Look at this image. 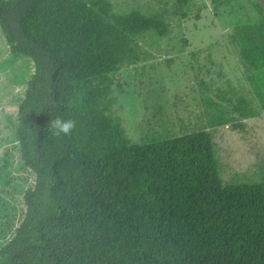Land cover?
<instances>
[{"label":"trees","instance_id":"trees-1","mask_svg":"<svg viewBox=\"0 0 264 264\" xmlns=\"http://www.w3.org/2000/svg\"><path fill=\"white\" fill-rule=\"evenodd\" d=\"M246 1L230 41L264 110V9ZM195 7L175 0L172 14ZM0 32L1 70L19 88L0 157V264H264V182L224 183L211 133L254 118L246 100L217 94L236 118L205 98L206 128L142 143L114 116L116 75L153 58L145 47L171 32L162 15L0 0ZM56 118L73 122L69 134Z\"/></svg>","mask_w":264,"mask_h":264},{"label":"rangeland","instance_id":"rangeland-1","mask_svg":"<svg viewBox=\"0 0 264 264\" xmlns=\"http://www.w3.org/2000/svg\"><path fill=\"white\" fill-rule=\"evenodd\" d=\"M108 1L118 11L160 14L171 29L153 48L145 47L152 59L125 67L116 75L113 113L127 138L142 143L206 128L205 98L238 118L217 94L232 101L243 98L257 115L247 120L238 118L243 123L241 129L228 125L211 130L216 158L224 183L264 182V110L230 41L235 23L246 21L252 13L247 1L232 3L234 11L230 12L229 7L214 8L212 0H195L196 7L182 20L172 14L175 0ZM197 13L200 20L195 19ZM7 54L0 32V64ZM10 75L0 67V157L11 140L7 117L16 113L11 98L19 91L10 83Z\"/></svg>","mask_w":264,"mask_h":264},{"label":"clouds","instance_id":"clouds-1","mask_svg":"<svg viewBox=\"0 0 264 264\" xmlns=\"http://www.w3.org/2000/svg\"><path fill=\"white\" fill-rule=\"evenodd\" d=\"M52 123L57 133H63L65 135L69 134L73 128V122L71 120H61L60 118H56Z\"/></svg>","mask_w":264,"mask_h":264},{"label":"water","instance_id":"water-1","mask_svg":"<svg viewBox=\"0 0 264 264\" xmlns=\"http://www.w3.org/2000/svg\"><path fill=\"white\" fill-rule=\"evenodd\" d=\"M264 9V0H255Z\"/></svg>","mask_w":264,"mask_h":264}]
</instances>
